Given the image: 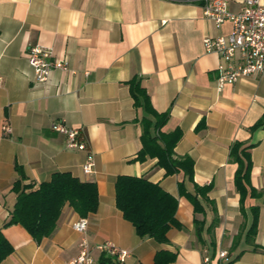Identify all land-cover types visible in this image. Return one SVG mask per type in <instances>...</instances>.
<instances>
[{
	"label": "crops",
	"instance_id": "0c3cea01",
	"mask_svg": "<svg viewBox=\"0 0 264 264\" xmlns=\"http://www.w3.org/2000/svg\"><path fill=\"white\" fill-rule=\"evenodd\" d=\"M240 0H229L231 11ZM203 15L200 0H0V230L12 246L1 264H65L85 241L96 264H153L157 251L175 253L172 264H264V73L216 89L221 59L206 53L202 41L229 33ZM52 50L67 62L47 82L35 83L27 63L30 46ZM139 79L158 113H168L163 133L180 130L175 157L193 161V180L211 185L206 198L197 195L202 212L183 192L195 196L182 173L165 176L156 159L136 161L141 149L143 116L135 108L130 81ZM264 120V119H263ZM62 121L79 129L95 159V172L85 175L87 152L68 150L65 137L52 125ZM12 133L4 136L2 125ZM252 144L250 185L243 210L234 185L237 164L230 161L233 143ZM37 187L57 172L93 182L98 208L85 217V233L72 225L81 217L65 205L53 233L36 243L20 225L2 228L15 203L19 179ZM118 176L144 177L178 201L176 220L167 243L139 238L116 208ZM258 208L253 243L246 241ZM200 234L196 235V222ZM198 227V226H197ZM105 242L129 253L123 263L99 253ZM225 251L219 260L217 252ZM107 260V261H108Z\"/></svg>",
	"mask_w": 264,
	"mask_h": 264
},
{
	"label": "trees",
	"instance_id": "16d2710c",
	"mask_svg": "<svg viewBox=\"0 0 264 264\" xmlns=\"http://www.w3.org/2000/svg\"><path fill=\"white\" fill-rule=\"evenodd\" d=\"M129 87L134 107L140 108L143 112L139 120L142 146L135 160L143 162L146 158L156 159V166L165 171V176L182 173L193 183L196 195L184 193L182 183L179 184L180 193L190 198L195 212H202L196 196L206 198L212 186H199L194 183V166L190 157H175L174 149L182 137L181 131L163 133L161 130L168 120V113H158L154 110L139 79L130 81ZM263 119L251 129L262 126ZM252 148V144L239 142L230 146V161L237 164L234 185L240 196L241 210L247 196H258L250 185L252 164L249 152ZM16 170L19 179L14 182L11 189L16 194L15 203L9 219L4 222L2 228L20 225L36 243H40L42 239L53 233L65 205L72 208L81 218L95 213L98 208V191L93 182H81L69 173L57 172L47 182L34 187V185H23L25 176L20 168ZM114 190L116 208L121 212L122 217L132 224L139 238H149L158 244H165L168 241L167 233L170 228H182L176 220L177 199L162 190L159 184L152 183L144 177L118 176ZM251 212L252 223L246 234V241L250 244L253 243L257 231L258 208H251ZM195 222L196 235L199 236L200 222ZM12 251V246L0 230V264ZM175 258V253L160 250L156 252L153 264H172ZM107 260L103 258L104 263L111 264Z\"/></svg>",
	"mask_w": 264,
	"mask_h": 264
},
{
	"label": "built area",
	"instance_id": "2783aa9c",
	"mask_svg": "<svg viewBox=\"0 0 264 264\" xmlns=\"http://www.w3.org/2000/svg\"><path fill=\"white\" fill-rule=\"evenodd\" d=\"M203 15L216 28L226 23L231 26L229 33L217 38L205 37L202 41L206 53H214L221 63L217 67L216 89L221 91L225 85L234 84L250 76H260L264 73V0H240L239 8L231 11L229 0H200ZM27 63L33 72L35 83L43 84L48 81L54 70L67 71V62L54 56L49 48L30 46L26 52ZM2 78L0 76V85ZM52 130L65 137L68 150L87 152L82 172L91 175L95 172V159L87 151L86 143L79 129L67 127L62 121L52 125ZM2 134L9 136L12 133L10 126L4 123ZM77 233H85L87 220L79 219L72 225ZM78 255L65 264H96L92 249L85 241L80 243ZM99 253L115 258L123 263L129 253L110 242H105L95 248ZM225 251L217 252L219 260L225 259ZM210 258L205 257L203 264H209Z\"/></svg>",
	"mask_w": 264,
	"mask_h": 264
}]
</instances>
